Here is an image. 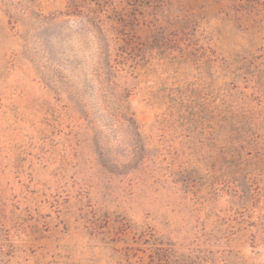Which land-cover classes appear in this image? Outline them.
Masks as SVG:
<instances>
[{"label":"rangeland","instance_id":"obj_1","mask_svg":"<svg viewBox=\"0 0 264 264\" xmlns=\"http://www.w3.org/2000/svg\"><path fill=\"white\" fill-rule=\"evenodd\" d=\"M26 1L0 0V264H264V0H94L140 43L126 68L143 134L187 160L189 182L157 190L77 142L75 97L44 87L22 40L88 26L67 0H31L47 20Z\"/></svg>","mask_w":264,"mask_h":264},{"label":"trees","instance_id":"obj_2","mask_svg":"<svg viewBox=\"0 0 264 264\" xmlns=\"http://www.w3.org/2000/svg\"><path fill=\"white\" fill-rule=\"evenodd\" d=\"M31 3L28 0L25 5H20L24 6V16L27 18L36 13L32 12L34 8ZM65 7V14L76 16L88 26L89 35L77 39L68 31L62 33L50 29L45 30L44 36L35 41L29 38L22 41L23 50L36 63L37 74L44 87L61 92L59 85L65 84L62 92L75 97L72 101L74 112L85 122V125L81 124V131H78L81 138L78 137L77 142L90 143L100 167L110 174L128 178L126 180L132 186L147 184L157 190L164 176L175 184L189 182L190 174L185 172L187 160L183 154L176 151L169 139L162 140L157 148L152 146L128 102L131 89L127 83V74L131 69L130 66L126 68V63L138 56L140 43L134 40L130 32L119 30V22L111 20L99 2L67 0ZM58 14H53V21H56ZM35 17L39 20L48 19L39 12ZM29 23L25 25L28 28L25 30L31 32L33 28H30ZM67 53L77 59L84 56L85 65L76 62L73 66V61L65 57ZM80 65L84 66L83 74L79 70L77 72ZM66 70L72 72V77L78 78V81L68 83L71 75L66 74ZM79 87L90 90L88 95L93 98L97 115L87 104V96L79 91ZM219 112L213 117L217 122L221 120ZM198 113H190L186 123L199 120ZM168 118L164 117L162 121ZM183 118L184 115H181V121ZM171 166H177L178 169L172 172Z\"/></svg>","mask_w":264,"mask_h":264}]
</instances>
